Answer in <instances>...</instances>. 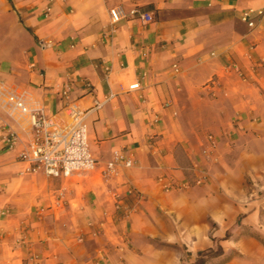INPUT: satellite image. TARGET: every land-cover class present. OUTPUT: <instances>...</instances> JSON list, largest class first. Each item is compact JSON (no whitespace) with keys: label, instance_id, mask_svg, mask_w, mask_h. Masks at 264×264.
Listing matches in <instances>:
<instances>
[{"label":"crops","instance_id":"0c3cea01","mask_svg":"<svg viewBox=\"0 0 264 264\" xmlns=\"http://www.w3.org/2000/svg\"><path fill=\"white\" fill-rule=\"evenodd\" d=\"M114 6L152 20L112 28ZM248 8L264 0H0V136L9 126L22 140L7 149L0 138V264H179L167 244L193 257L210 235L219 258L232 254L218 264H264V17L249 27ZM11 90L61 122L75 103L94 157L119 150L134 163L109 181L99 167L24 172L29 134L2 100ZM209 132L217 149L204 157ZM195 163L208 172L202 185ZM59 186L67 201L47 207Z\"/></svg>","mask_w":264,"mask_h":264},{"label":"built area","instance_id":"2783aa9c","mask_svg":"<svg viewBox=\"0 0 264 264\" xmlns=\"http://www.w3.org/2000/svg\"><path fill=\"white\" fill-rule=\"evenodd\" d=\"M137 15L144 23L152 20L149 12H143L136 7L124 11L119 6L109 9L110 24L112 28L119 20L125 16ZM241 20L249 27L255 25L254 17H264V8L245 9L241 13ZM233 68L241 75L239 68L232 64ZM174 73L179 71L178 64L172 65ZM211 84L215 82L212 78ZM139 88V83L129 84L128 89ZM60 97L68 99L69 87L66 86L57 92ZM22 93L17 91H7L4 93L3 102L10 112L27 125L28 138L22 143L17 153V158L25 165L23 171L35 173L41 171L46 177L67 178L71 175L81 174L99 167V175L104 181L117 179L120 176L122 166H131L134 159L114 150L112 157L100 163L92 154L88 138L86 125L83 121L84 112L80 110L75 103L66 101L64 104L67 121L61 122L54 114L47 113L43 107H30L23 99ZM4 147L11 149L22 141L17 132L12 127L6 126L0 136ZM217 149V141L213 133L205 134V143L202 146L201 153L204 157L211 156ZM193 169L197 171L191 181L195 185H202L208 179L207 169L195 163ZM188 184V183H187ZM187 184L177 185L185 186ZM176 186L166 184L165 190H170ZM127 192H130L129 190ZM69 190L65 186H59L50 193V200L47 207L60 208L67 201ZM96 231H92L95 236Z\"/></svg>","mask_w":264,"mask_h":264},{"label":"rangeland","instance_id":"374dc122","mask_svg":"<svg viewBox=\"0 0 264 264\" xmlns=\"http://www.w3.org/2000/svg\"><path fill=\"white\" fill-rule=\"evenodd\" d=\"M259 194H261L262 196H264V188L259 190ZM262 205H264V203H262ZM239 220V219H238ZM214 223H211V227H214ZM226 235H228V232L225 233ZM210 240L212 241V245L211 247H209L210 249H212V252L217 250L218 245H220V237L218 236H212L210 235ZM262 240V239H261ZM152 242L156 243V246H160L161 244H165L164 242H161L160 240H158L157 238L151 239ZM262 242H264V240H262ZM170 245L169 247L173 248L174 252L176 255H178V257L180 258V262L179 264H194L198 261H202L201 264H218L220 261H222V258H219L220 255L211 257L208 255V253L210 254L211 252H207V255H201V256H197V251L196 254L192 257L188 251L185 250V246L183 244H167ZM208 249V248H207ZM202 250H206V249H202ZM80 251V250H78ZM76 251V252H78ZM232 255V254H229ZM229 255L224 256L223 260L226 258H229ZM161 258V259H165L164 255H157V256H153L154 259L156 258ZM221 259V260H220ZM85 260V259H84Z\"/></svg>","mask_w":264,"mask_h":264},{"label":"trees","instance_id":"16d2710c","mask_svg":"<svg viewBox=\"0 0 264 264\" xmlns=\"http://www.w3.org/2000/svg\"><path fill=\"white\" fill-rule=\"evenodd\" d=\"M207 252H211L210 254L208 253V255L211 256V257H214V256L222 254L223 250H222L221 245H218L217 250L214 251V252H212V249H210V248H208L206 250H198L197 251V253H198L197 256L199 257L201 255H205V254L207 255ZM201 263H202V261H198V262H196L194 264H201Z\"/></svg>","mask_w":264,"mask_h":264}]
</instances>
